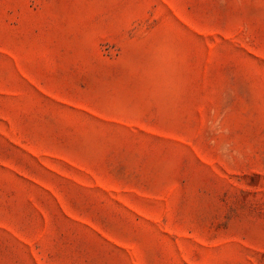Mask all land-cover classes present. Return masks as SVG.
I'll return each mask as SVG.
<instances>
[{
	"label": "rangeland",
	"instance_id": "374dc122",
	"mask_svg": "<svg viewBox=\"0 0 264 264\" xmlns=\"http://www.w3.org/2000/svg\"><path fill=\"white\" fill-rule=\"evenodd\" d=\"M0 264H264V0H0Z\"/></svg>",
	"mask_w": 264,
	"mask_h": 264
}]
</instances>
